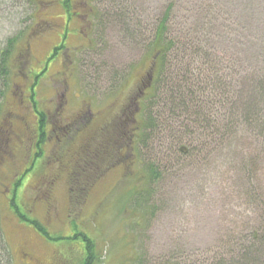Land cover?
Returning <instances> with one entry per match:
<instances>
[{
	"label": "rangeland",
	"instance_id": "rangeland-1",
	"mask_svg": "<svg viewBox=\"0 0 264 264\" xmlns=\"http://www.w3.org/2000/svg\"><path fill=\"white\" fill-rule=\"evenodd\" d=\"M75 1L81 6L68 20L63 0H0V52L7 39L24 35L10 56L8 81L0 78V219L12 262L25 264L26 253L45 264H84V236L94 244L92 264H264V0H91L131 13L122 22L107 14L110 21L96 27L86 20L88 6ZM167 9L175 36L182 29L234 62L238 93L225 112L234 124L247 116L245 125L234 129L230 147L198 160L166 161L155 145L102 149L116 140L110 124L132 117L131 101L151 67L143 47ZM137 23L145 42L131 35ZM21 49H28L25 68L15 63ZM61 92L69 102L55 110L54 93ZM34 105L47 118L38 158ZM20 170L19 211L49 238L7 206ZM54 175L50 208L43 180Z\"/></svg>",
	"mask_w": 264,
	"mask_h": 264
},
{
	"label": "trees",
	"instance_id": "trees-1",
	"mask_svg": "<svg viewBox=\"0 0 264 264\" xmlns=\"http://www.w3.org/2000/svg\"><path fill=\"white\" fill-rule=\"evenodd\" d=\"M26 1L34 3L33 0ZM82 1L89 8L87 9L89 13L86 20L90 21L93 27L100 26L102 20L110 21L105 19L107 14H110L109 17L111 18L112 15H115L114 17L119 18L121 22L125 17H131L130 9L125 5L119 8L120 5L113 4L111 9H100L98 5L91 4V0L89 4H87V0ZM75 2V0H63L62 7L68 16V20L78 14L75 11L77 5ZM100 2L103 3L102 0H99V4ZM113 2L116 1L113 0ZM41 4L45 5L44 2ZM83 12L82 10L81 16ZM170 21L173 22L171 10L167 9L149 40L147 38V46L144 45L143 47L145 51L143 57L149 56L151 58V67L148 73L152 80L137 104L138 119L134 125L136 129L131 131L130 127L127 126V130L124 132V121L119 122L116 126L110 124L113 126L111 127V138L115 135L114 139L116 140H111L109 145H102V149L115 151L122 147L132 149L133 146L139 144L155 145L163 149L160 154L166 161L183 162L193 158L198 160L200 155L212 152L217 147H230L232 141L237 139V133L234 129L245 125L244 121L247 120V116L246 118H238L234 124L227 118V112H225L231 102L230 99L233 100L238 93L235 90L238 83V70L235 68L234 62L228 63L215 49L208 45L203 46L204 39L185 37L183 34L186 31L182 29L178 33L181 37L175 36L171 32ZM132 23H135L134 19L131 20ZM137 24V30H134L131 35L135 34L141 42L147 41L146 37L141 40L142 34L138 30L141 29V25L140 23ZM123 25L126 26L124 23ZM23 39V32L15 34L14 37L7 39L5 48L0 52V78L5 82L8 81L7 78L11 71L10 56L23 46L21 44ZM63 40L64 38H62ZM63 48L64 44L61 42L59 48H54L51 51V56L47 62L49 63L58 57L57 53ZM28 61V49L19 50L15 63H18L20 68H25ZM44 73L45 70L34 76L35 79L30 86L29 98L31 100L35 87ZM33 109L37 112V119L39 120L37 126L39 134L36 143L38 152L35 154V158H38L41 155L40 146L43 144L46 135L44 130L47 118L43 112L36 110L35 105ZM130 121H128V125L131 123ZM226 130H229L230 133L224 134ZM156 167L153 163L147 166L151 179H154V174L158 170ZM13 207L14 204L11 208ZM14 208V212L21 221L28 223L44 238H49L45 228L35 220L22 215L16 206ZM82 237L86 253L84 264H92L95 260L93 258V241L87 237ZM0 264H14L3 230H1V219ZM159 264L175 263L167 259L164 263Z\"/></svg>",
	"mask_w": 264,
	"mask_h": 264
},
{
	"label": "flooded vegetation",
	"instance_id": "flooded-vegetation-1",
	"mask_svg": "<svg viewBox=\"0 0 264 264\" xmlns=\"http://www.w3.org/2000/svg\"><path fill=\"white\" fill-rule=\"evenodd\" d=\"M79 7V6H81V5H76L75 6V8L76 7ZM84 7H85V9H87V7H86V5H82V8H83V10H84ZM87 16V15H86ZM87 18V17H86ZM79 18H77L76 20H74V21H79L78 20ZM89 26L88 27H86V32H88V30H89ZM63 38V37H62ZM62 38H61V40H62ZM151 80H152V77L149 75V73L147 74V80H146V82L144 83V82H140V85H141V87L138 89V91H137V94H136V96L132 99V101H131V103H133V106H134V110L133 111H131V112H129V115L130 116H132V117H130V118H127L124 122H123V128H124V132L127 130V126H129L130 127V129H131V131H134L135 129H136V127H134V125H135V123H136V120H137V114H136V112H137V108H138V102H139V99H140V97L141 96H143V93L147 90V88L150 86V82H151ZM54 98H55V103H54V109L56 110V107H59V109H61V110H64V108H63V106H65V105H67V103L69 102V98H67V94L65 93V92H61V93H54ZM89 107V106H88ZM87 112L89 113V115H88V118H90V119H93V117L94 116H96L97 114H94L93 113V110L91 109V107H89L88 109H87ZM59 113H61L60 111H58V114ZM84 114H83V111H79V112H77L76 113V115L73 117V118H71V119H73L74 120V122H75V120L77 121L80 117H82ZM72 120V121H73ZM131 120V121H130ZM128 121H130L131 123L128 125ZM110 124V123H109ZM57 128L59 129V130H61L62 131V129H63V125L61 126V125H59V126H57ZM123 132V133H124ZM28 172V171H27ZM27 172H25V174L27 173ZM21 173H22V170H20V171H18V172H16L15 173V175H17V178H15V179H13L14 180V182H13V192H12V194H11V198H7V197H5V200H6V203H7V206L8 207H12V204H14V207L16 206V208H18V205H17V202H16V197H15V194H16V192H17V190H18V188L20 187V185L22 184V181H23V179H24V176H23V174L21 175ZM24 174V175H25ZM58 176V175H57ZM57 176L56 175H54V176H48V178H46L45 180H43V181H45V183L46 184H48V190H47V193H46V195L48 196V203L46 204L47 206H50V208H54V206H53V204H52V202H53V195H52V189H53V187H54V184H55V182H56V180H57ZM13 207V208H14ZM12 208V209H13ZM49 207H48V209H50ZM15 209V208H14ZM20 208H18V210H19ZM20 213L23 215L24 214V212H21L20 211ZM47 213H48V215H50V213L51 212H49V210H47ZM25 215V214H24ZM26 216V215H25ZM27 217V216H26ZM24 256V261H25V264H45V262L44 261H42V260H40V259H38V258H34L33 256H30L29 254H26L25 253V255H23ZM49 264H51V263H49Z\"/></svg>",
	"mask_w": 264,
	"mask_h": 264
}]
</instances>
